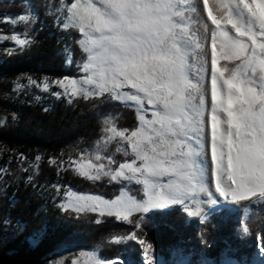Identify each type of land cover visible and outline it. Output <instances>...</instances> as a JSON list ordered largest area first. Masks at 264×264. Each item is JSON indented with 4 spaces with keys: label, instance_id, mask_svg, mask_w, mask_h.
Segmentation results:
<instances>
[{
    "label": "snow or ice",
    "instance_id": "obj_1",
    "mask_svg": "<svg viewBox=\"0 0 264 264\" xmlns=\"http://www.w3.org/2000/svg\"><path fill=\"white\" fill-rule=\"evenodd\" d=\"M202 11L214 26L210 32ZM187 12L202 25L200 36L191 31L193 17ZM63 26L83 35L77 43L87 54L82 68L88 75L68 82L70 87L59 81L61 87L74 97L108 92L142 113L145 104L153 109V118L141 114L139 127L127 135L109 129L110 140L120 137L130 144L134 159L104 174L113 181H135L143 195L110 200L69 192L65 211L128 220L133 211L198 204L201 193L213 197L212 204L220 198L224 205L253 198L264 202V0H74ZM201 37L210 40V70L207 55H200ZM221 60L237 63L229 69L220 66ZM197 64L210 75V89L190 78ZM105 168L88 160L77 163L76 170L98 179ZM185 210L200 214L188 205ZM126 238L135 240V233ZM150 249L146 245L145 255ZM83 255L88 257L84 264H107L94 254Z\"/></svg>",
    "mask_w": 264,
    "mask_h": 264
},
{
    "label": "trees",
    "instance_id": "obj_2",
    "mask_svg": "<svg viewBox=\"0 0 264 264\" xmlns=\"http://www.w3.org/2000/svg\"><path fill=\"white\" fill-rule=\"evenodd\" d=\"M73 1L0 0V17H25L24 22L9 24L7 32L28 41L23 45L0 43V107L9 112L7 123L0 125V144L10 157L5 161L8 172L1 177L0 264H40L77 234L85 247L93 248L135 233V240L126 238L102 249L106 259L140 261V240L151 244L167 264L177 263L179 257L187 264H201L204 259L218 263L227 255L236 260L253 258L257 248L264 247V202L257 200L245 217L232 205L204 220L189 217L180 204L134 212L128 220L62 208L67 186L107 198L115 197L122 187L138 192L136 185L126 181L79 175L69 153L73 142L91 144L101 137L110 113H119V127L135 129L136 109L108 92L63 99L37 85L43 80L84 75L87 54L77 43L82 34L75 28H63L58 21L64 4ZM18 79L23 84L14 89ZM129 159L118 153L116 164Z\"/></svg>",
    "mask_w": 264,
    "mask_h": 264
},
{
    "label": "rangeland",
    "instance_id": "obj_3",
    "mask_svg": "<svg viewBox=\"0 0 264 264\" xmlns=\"http://www.w3.org/2000/svg\"><path fill=\"white\" fill-rule=\"evenodd\" d=\"M188 2L192 3V2H194V0H188ZM210 2L212 3V0H210ZM67 5H68V3L64 4V6L61 10V14L58 17L59 23L65 29L73 28V27H64L63 26ZM186 15L193 17V19L190 22L191 31L195 32L197 36H200L201 33L198 32L197 29L201 28L202 25L197 23L196 14L187 12ZM200 15L204 19V22L205 23L207 22L209 29H210V27H214V26H211L210 21L206 20V14L204 13V11H202ZM24 21H25L24 16L0 17V43H4L6 41H12V42L16 43L17 45H23V44H20L18 41L26 40V38H21L17 33L9 34V32H7V31H9V24L13 26V25H17L18 23L24 22ZM81 39H83V35H82ZM201 44L203 47V52L200 53V55L201 56H203V54L207 55L209 63L207 65H205V67L210 70V58H209L210 57V49H209L210 45H208V44H210L209 40L207 41V43H205L203 40V37H201ZM71 59H72L71 51L68 50V55H67L68 63L71 62ZM189 63L190 64L193 63L192 57H190ZM200 63H202V60ZM221 65L224 66V62L222 63V61H221ZM199 66L200 65L197 64L196 67H193L190 70V73H189L190 78H193L194 82L196 79L203 81L202 77L204 75H206L205 81H203V83H204L205 88H207V81L206 80H208V73H201L200 71H198ZM82 72L84 73V75L82 77H79V78H63V79H57V80H43L42 82L37 83V85H39L40 88H42L48 92L53 93L58 98L67 99V98L71 97L72 95H70V93L68 91H66L65 87H61L58 82L64 81L65 84L70 87V84H68V82L73 81V80L80 82L84 79V77L86 75H88V73L83 71V68H82ZM30 82H32V81H30ZM22 84L23 83H22L21 79L16 80L14 89H19ZM85 87H87V86H85ZM124 91H129V90L124 89ZM121 101L124 104H126L123 100H121ZM132 107L135 108L136 112H137V118H138V126L137 127H139V125H140L139 117L141 114L145 115V118L147 120H151L153 118V116H152L153 109H152L151 105L145 104V108L147 109V111L144 113H142L138 107H136V106H132ZM118 117H119V113H117V112L108 114L105 118L106 128H105L104 134L101 137L95 139L91 144H87L83 140H77L69 146V153L71 156L70 161L72 162V166L75 169L77 168V163H79V162L86 163L88 160H92V162L95 164L103 163L106 165L104 172H102L100 174L99 178L98 179H91V180H100L103 178L111 179L110 175L104 174V173L105 172L110 173L112 171H115L119 167L120 164L125 163V162H131L134 159V156L131 153V146L126 140L121 139L120 137H116V138L111 139V140L109 139V137L112 135L110 133L109 129L113 126L116 127L118 131L126 130V135L132 131V130H128L127 128L119 127L117 125V118ZM8 118H9V112L7 110H5L4 108L0 107V125L7 123ZM209 118H210L209 116H206V120H209ZM135 129H133V130H135ZM118 153L126 155V156H130L131 159L126 160L124 162H121L117 165L116 164V155ZM97 156H100L101 159L96 160L95 158ZM9 159H10L9 151L2 144H0V193L3 190L1 177L5 173H7L8 169H9L8 165L5 163V161L9 162ZM109 160L114 161V163H109ZM76 172L79 174V172L77 170H76ZM81 176H83V175H81ZM84 177H86V176H84ZM167 179L168 178H165L164 182H166ZM121 181H126L127 184L136 185L138 192L133 193L129 190L128 187H122L119 194H117L115 197L107 198L106 196L101 195V194L78 191L71 186H67L65 188L64 192L62 193V199H61L60 204H61V206H63L69 201V197H68L69 192H74L76 194L98 195L104 199H110V200L116 199L118 196L127 197L129 195L134 196L135 198L139 199L140 196L143 195L142 185L136 184L135 181H127V180H121ZM211 200H212V197H206L203 193H201L199 198H198V204H191L189 201H185V204H180V205H184V206L188 205V207L191 209L198 208L200 211V214L198 216H193V215H189V214L188 215H189V217H195V218H198L201 220H204L213 211L220 210L223 207H229L232 205L236 206L239 209L241 215L243 217H245L248 215V213L251 210L252 202L256 201L257 198H253L251 201H241L239 204L224 205L223 202L222 203L219 202L220 204L218 206H216V204H213L212 206L208 207L211 204V202H210ZM170 206H168L167 208H169ZM62 208L64 209V207H62ZM152 210H160V209H152ZM152 210H150V211H152ZM85 211H88V210H85ZM134 212L135 211H133V213ZM120 238H123L120 241H123L126 239V237H120ZM116 239L117 238L109 239L106 242L101 243L96 247L87 248L84 246V239L82 238V236L77 234V235L69 238L63 245H61L58 249H56L54 252L49 254L40 264H77V262H79V264H84L85 260H87L88 257H87V255H83V254H94L97 258H102L104 261H106L107 264H167L163 258H161L158 254H156L153 251L152 247L148 251V254L145 255L144 249H145L146 245H148V243L143 244L140 261H137V262L133 261L132 262V261H129V260H126L123 258L106 259L101 254V250L109 247V245L112 243H117V242H115ZM175 255H177V254H175ZM149 256L152 258L151 262H149ZM175 264H187V261H186V259L179 257L177 263H175ZM201 264H264V247L259 246L257 248L256 252L254 253L253 258H251V259L246 258L244 260H236V259H232L231 257H229L227 255V256H224L222 258V260H220V262H218V263L215 261L204 259L201 262Z\"/></svg>",
    "mask_w": 264,
    "mask_h": 264
},
{
    "label": "bare ground",
    "instance_id": "obj_4",
    "mask_svg": "<svg viewBox=\"0 0 264 264\" xmlns=\"http://www.w3.org/2000/svg\"><path fill=\"white\" fill-rule=\"evenodd\" d=\"M211 3V2H210ZM216 12V9L214 8V13ZM204 13L206 14V11H204ZM196 18V17H195ZM207 23V22H206ZM211 28L212 27H210V29H209V32H210V30H211ZM209 43H210V40H209ZM203 44V43H202ZM208 45H210V44H208ZM210 48V57H211V46H209ZM209 57V58H210ZM222 61V63L224 62V66H227L229 69H231V68H233L234 66H235V63H237V62H228V61H225V60H221ZM221 61H220V66H222V67H224L223 65H221ZM225 76L227 77L228 76V73L226 72L225 73ZM203 81H205V78H206V75H204L203 77ZM207 81V88H209L210 89V75L208 74V80H206ZM209 101H210V92H209ZM210 119V118H209ZM208 131H209V133H210V125H209V128H208ZM213 191H214V187H213V189H212ZM125 193V192H124ZM217 196H218V194H216ZM212 199H213V197H212ZM223 202V198H220V203H222ZM220 203H218V204H216V206H218ZM213 204L211 203L208 207H210V206H212Z\"/></svg>",
    "mask_w": 264,
    "mask_h": 264
}]
</instances>
